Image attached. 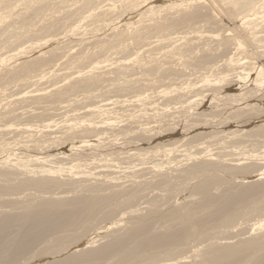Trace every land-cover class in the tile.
Masks as SVG:
<instances>
[{
  "label": "bare ground",
  "instance_id": "1",
  "mask_svg": "<svg viewBox=\"0 0 264 264\" xmlns=\"http://www.w3.org/2000/svg\"><path fill=\"white\" fill-rule=\"evenodd\" d=\"M257 84L264 0H0V204H18L0 210V264H264V219L234 230L264 212ZM217 114L230 126L207 129ZM133 158L150 176L116 184ZM154 189L186 193L139 207Z\"/></svg>",
  "mask_w": 264,
  "mask_h": 264
},
{
  "label": "rangeland",
  "instance_id": "2",
  "mask_svg": "<svg viewBox=\"0 0 264 264\" xmlns=\"http://www.w3.org/2000/svg\"><path fill=\"white\" fill-rule=\"evenodd\" d=\"M224 69H227V68H224ZM151 74H152V72H151ZM197 75V73L196 74H192L189 78H194L195 76ZM185 76H183V77H179L178 79H171V78H167V79H165L164 81H163V83H161V84H164L163 86H161L160 88H157L154 92H158L160 89H163L164 87H168L167 89L168 90H170V89H173L174 88V86H177V87H184L187 83H182V81H183V78H184ZM171 82H175V83H172V86L171 85H169ZM182 83V84H181ZM174 84V85H173ZM197 84V86H199V84H200V82H198V83H196ZM258 86H259V91L257 92V93H254V94H252L251 95V99H256V100H264V86H263V84H257ZM14 87V86H13ZM12 86H9L8 87V90H7V92H15L16 91V89L15 88H13ZM33 87L31 86V87H29V88H26L25 90H30V89H32ZM253 91H256V90H253ZM156 94L157 93H155V95L153 96V98L154 99H157L158 97H159V94H157L158 95V97L156 96ZM109 96H111V97H114V96H112V95H109ZM199 96H194L193 97V99L195 98H198ZM126 98V97H125ZM116 99H119V97H117ZM191 100H192V97L190 98ZM113 100V98H111V99H109V100H106V102H109V101H112ZM79 105H81V104H76V106H74V107H77V108H80L79 107ZM177 105H179V104H177ZM176 105V106H177ZM83 105H81V107H82ZM176 106H174L173 105V107H176ZM203 106V105H202ZM205 107H206V105H204ZM178 107V106H177ZM170 108V107H169ZM171 109V111L174 109V108H170ZM82 110H84V109H81L80 108V111H82ZM170 111V110H169ZM180 111V110H179ZM175 112V111H174ZM176 114H177V111L175 112ZM175 113H173L174 115H176ZM179 113V112H178ZM180 113H182V111H180ZM180 113H179V115H180ZM178 115V114H177ZM187 115V114H186ZM221 116L222 115H220V114H217L215 117H214V126L213 125H211V126H209V127H207V129H211V128H213V129H220V128H227V127H229L230 126V124H228L230 121H231V119H229V118H222V120L221 121H219L220 119H221ZM177 119V118H176ZM218 122H220L221 124L223 123V124H225V125H218ZM225 122V123H224ZM2 126V125H1ZM1 126H0V128H1ZM3 127V126H2ZM4 128V127H3ZM2 129V128H1ZM257 129V127H255V128H253V129H250L249 131H251V136H244V135H241V138L242 139H238V141H240V142H242V144H248V143H251V142H253V140H243V139H255L256 137H258V136H252V134H256L257 132L255 131ZM253 130V131H252ZM228 132V131H227ZM224 132L223 131H220V132H218V135H221V134H223ZM241 133V132H240ZM211 143H215V141H211L209 144H211ZM206 144H208V143H206ZM262 148V149H261ZM260 149H258L257 150V154H259L260 156H261V154L264 152L263 150H264V146L263 147H261ZM53 151H56V149H52ZM51 150H47V151H45V154L46 153H49ZM260 151H262V153L260 154ZM178 153V154H177ZM116 154H120V152H119V150H114V152L112 153V155H116ZM171 154V153H170ZM173 155V157L174 158H176V160L175 161H179L178 160V158L179 159H181V157H180V155H179V152H177V151H175V153L173 152L172 153ZM120 155H122V154H120ZM235 155V154H234ZM123 156V155H122ZM169 155H167V157H168ZM175 156H177V157H175ZM233 156V155H232ZM231 156V157H232ZM236 157L238 156V155H235ZM157 157H162V159L165 157V156H157ZM173 157H171L170 158V156H169V158L170 159H173ZM226 158L228 157V158H230V156H225ZM235 157V158H236ZM233 158H234V156H233ZM157 159H159V158H157ZM162 159H159L158 161L156 160V159H154V160H150L151 162H153V161H156V162H154V164L155 163H159V164H163L164 166H165V164H166V161L164 160V159H166V160H168L166 157L163 159L164 160V163L162 162L163 160ZM160 160H161V163H160ZM131 161H133V162H135V163H133V162H129L128 164H126V163H117L114 167H111V170H115L116 172L114 173H112V175L110 174V176L112 177H114V182L117 184L118 182L120 183V184H124V185H126V183H127V185L130 183V181L132 180V179H135L133 176H129V175H131V173H132V171L131 170H135V173H133V175L136 177V179H138V180H144L145 178H148L149 176H150V174L148 173V172H146V173H148V174H146V173H144L145 171H146V169H148V168H146V169H141L140 167L142 166V164L144 163V162H146V164H144V165H146V166H149V165H151V163H149L148 162V160H141V159H137V158H133ZM89 162V161H88ZM259 162H262V163H264V160H262L261 159V161H259ZM125 164L126 165H128V167H126L125 166ZM153 164V163H152ZM143 167V166H142ZM164 168H166V166L164 167ZM163 168V169H164ZM97 169H99V168H97ZM92 170V172H95V171H97V173H98V171H99V174H100V171L102 170V172L103 173H106V171L104 170V168L103 167H101V169L100 170ZM128 169V170H127ZM169 169H166V170H164V172H166V171H168ZM129 172V173H128ZM131 172V173H130ZM96 173V172H95ZM103 173H101V174H103ZM114 174V175H113ZM127 175L130 177H127ZM137 175V176H136ZM168 176H170L171 175V173H168L167 174ZM119 176V177H118ZM146 176V177H145ZM227 177H229L228 175H226ZM98 177H100V176H98ZM101 177H102V175H101ZM132 177V178H131ZM143 177H145V178H143ZM232 177H234V176H232ZM232 177H230V178H232ZM85 178H88V177H76L75 178V180L73 181L74 182V184L73 185H78L79 187H77L76 188V190H78V193L79 194H82V193H87V191L89 192V190H87V188L85 187V186H83V183H85V184H89L90 182H92V181H94V179H92V178H89L88 180H86V181H84V179ZM125 178V179H124ZM128 179V182H126L125 180H127ZM190 178H192L191 176H187V178H185V182H189V181H191V179ZM119 179V180H118ZM118 180V181H117ZM121 181V182H120ZM192 181H193V179H192ZM126 182V183H125ZM115 183H113V184H115ZM84 184V185H85ZM118 186V185H117ZM74 187V186H73ZM82 187V188H81ZM120 186H118V187H113V189H120L119 188ZM215 187H218V189H221L222 188V185H218V186H215ZM69 188H71V187H69ZM81 188V189H80ZM159 189L158 190H156V189H154V190H151V191H149V192H147L146 194H145V196H143V197H141L139 200H138V202L141 204H139L138 202V204H139V207H141V208H143L144 206H148V204H144V200L146 199H148V201H150L153 205L151 206V207H154V206H156L157 204L158 205H160L159 207L161 208V209H166L167 207H170V205L171 206H174L175 204H171V202L175 199H177V197H178V199H177V202H179V200L181 199V196L182 195H185V193L186 192H180V191H178V192H175V191H159ZM82 192V193H81ZM165 193L163 196H156L157 195V193ZM22 193V194H21ZM20 194L22 195V197H21V195L19 194L18 196L20 197V198H23V195H25L26 197H27V193H34V191L32 190H30V189H27V190H25V191H23V192H21ZM70 193V192H69ZM73 192H71L70 194H72ZM15 197H16V195H14ZM25 196H24V198H25ZM29 196H31V197H29ZM28 197H29V199H28V197H27V199H26V201H25V199L23 198V201H21L22 203H25V204H29V202H33L34 201V203L37 201L36 199L37 198H34V195H29ZM180 196V197H179ZM197 195H194V197H196ZM5 197V196H4ZM176 197V198H175ZM33 198V200H31V199ZM29 200V201H28ZM31 200V201H30ZM142 201V202H141ZM28 202V203H27ZM164 202V203H163ZM174 202V201H173ZM172 202V203H173ZM20 204V203H19ZM143 204V205H142ZM1 205V204H0ZM2 206H4V207H2ZM18 206V204H12V205H1L0 206V210H2V208H4L3 210H9V209H12V210H14V208H16ZM9 208V209H8ZM145 208V207H144ZM143 211H145V212H147L148 211V209H143ZM123 212V211H122ZM264 212L262 213V215H260V216H262V217H260V216H254V214H251V213H248L247 214V216H249L251 219H249L248 221H240L241 222V224H239L236 228H234V230H239V229H244L245 231L247 230L246 228H248V227H251V225H253V222L255 223V222H258V221H260V220H262V219H264ZM125 215H126V213H125ZM254 216V217H253ZM253 217V218H252ZM112 220V219H111ZM111 220H108V222L110 223L111 222ZM105 222H107V221H104V222H102L100 225L101 226H103L104 224H105ZM107 222V223H108ZM104 223V224H103ZM100 225H96V227L95 228H97L98 226H100ZM100 226V227H101ZM157 225H155V227H156ZM94 228V229H95ZM93 229V230H94ZM78 233H80V232H78ZM243 236H247V233H245V234H242ZM101 237V236H100ZM99 239V238H98ZM233 240H235V238H232ZM102 240V239H101ZM97 242H100V241H97ZM38 245V244H37ZM36 245V246H37ZM113 258V257H112ZM111 257H107V258H105V259H103V260H99L96 264H104V263H106V262H109L111 259H112Z\"/></svg>",
  "mask_w": 264,
  "mask_h": 264
}]
</instances>
